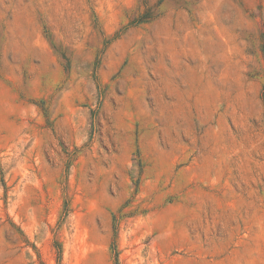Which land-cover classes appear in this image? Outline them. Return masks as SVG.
<instances>
[{"label": "rangeland", "instance_id": "obj_1", "mask_svg": "<svg viewBox=\"0 0 264 264\" xmlns=\"http://www.w3.org/2000/svg\"><path fill=\"white\" fill-rule=\"evenodd\" d=\"M0 264H264V0H0Z\"/></svg>", "mask_w": 264, "mask_h": 264}]
</instances>
